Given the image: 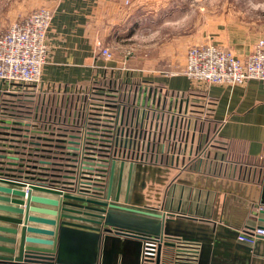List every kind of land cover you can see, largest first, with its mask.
<instances>
[{
    "label": "crops",
    "instance_id": "0c3cea01",
    "mask_svg": "<svg viewBox=\"0 0 264 264\" xmlns=\"http://www.w3.org/2000/svg\"><path fill=\"white\" fill-rule=\"evenodd\" d=\"M160 3V0H0V32L34 8L46 6L52 17L47 33L49 55L41 75L44 83L85 86L96 75L114 74L113 77L122 80L160 83L172 92L191 93V82L184 74L188 40L179 44L175 39L154 48L134 46L137 47L133 50L137 53L134 59L127 56L128 47L122 42V37L139 28L140 25L132 23L140 22L142 17L163 22V17L156 13L163 6ZM145 5L153 6L154 14L141 15L140 8ZM239 28L237 32L222 27L216 33L206 31L204 39L244 59L254 43L264 37V28L258 31ZM101 46L110 48L112 58L100 55ZM176 52L181 54L178 58L170 56ZM205 94L212 105L211 118L220 125L218 135L228 145L206 146L202 153L197 147L188 160L190 151L206 137L199 134L197 143L191 136L185 146L178 145L181 154L175 164L142 163L138 176L132 175L126 205L174 218L172 228L203 233L206 238L203 245L199 244L197 264H264V237L253 242L237 238L245 227L264 226V81L210 84ZM170 104L177 111L186 106L180 101ZM177 143H182V139H177ZM122 160L115 164L112 197L117 191ZM125 161L120 204L128 177L129 161ZM235 162L251 165L237 177L232 174ZM119 240L120 246L112 252V264H136L141 241L128 237Z\"/></svg>",
    "mask_w": 264,
    "mask_h": 264
},
{
    "label": "built area",
    "instance_id": "2783aa9c",
    "mask_svg": "<svg viewBox=\"0 0 264 264\" xmlns=\"http://www.w3.org/2000/svg\"><path fill=\"white\" fill-rule=\"evenodd\" d=\"M51 17V10L48 7L39 6L10 23L0 32V91L33 90L49 93L68 91L86 93L87 98H90L88 94L92 92L91 84L66 86L44 83L41 79L42 69L49 55L47 33ZM99 53L105 59L113 56L108 46H101ZM184 74L191 82L190 94L197 95L204 107L211 108V102L205 94L208 85H238L250 79L264 81V37L254 43L244 59L238 58L228 48L209 41L190 45L185 52ZM109 76L113 77L114 74ZM125 93L132 95L134 101L133 105H129L126 113L122 109L119 114V124L115 128L113 140V159L124 158L135 164H147L144 153L148 147H151L157 153H166L167 162L175 164L181 154L177 150L178 145L185 146L184 143L189 141L191 136L197 143L199 132L197 133L194 125L199 119L208 116V113L203 109L198 114L194 113L186 97L170 92L163 86L128 89ZM160 100L163 106L168 104L166 111L170 115V124L166 125L158 114L153 115L151 112L153 105ZM179 101L185 102L184 110L177 111L169 106L170 102L175 105ZM74 107L83 109V103L76 100ZM179 119L182 120L180 123ZM219 128V124L215 126L214 134L218 135ZM0 131L4 132L1 129ZM177 139H182V143H177ZM207 145L208 141L205 137L195 149L190 151L189 156H191L188 160L192 158L197 147V151H206ZM74 164L69 167L72 172L69 175L72 192L86 196L95 195L94 193L98 191L95 185L99 181V175L95 169L94 172L92 171L94 165L81 158H78ZM258 237H264V226L245 227L237 235L238 240L244 242H253ZM140 241L138 264H156L157 248L163 239L145 237ZM174 243L176 257L173 264L198 263L199 243L185 241L182 238H177Z\"/></svg>",
    "mask_w": 264,
    "mask_h": 264
},
{
    "label": "water",
    "instance_id": "95a60500",
    "mask_svg": "<svg viewBox=\"0 0 264 264\" xmlns=\"http://www.w3.org/2000/svg\"><path fill=\"white\" fill-rule=\"evenodd\" d=\"M116 161L112 159L105 194L91 196L73 193L70 176L39 172L37 178L22 168L5 169L0 165L5 169L0 173V264H112V252L120 246L119 237L140 240L165 236L204 242L206 237L198 230L172 228L174 218L126 205L130 181L132 175L138 176L140 163L129 162L120 204L126 161H119V183L112 197ZM164 243L175 245L170 240ZM160 252L161 244L156 264Z\"/></svg>",
    "mask_w": 264,
    "mask_h": 264
},
{
    "label": "trees",
    "instance_id": "16d2710c",
    "mask_svg": "<svg viewBox=\"0 0 264 264\" xmlns=\"http://www.w3.org/2000/svg\"><path fill=\"white\" fill-rule=\"evenodd\" d=\"M90 84V98H87L86 93L68 91H0V129L4 131H0V154L4 155L0 156V165L5 169L7 166L22 168L28 171L29 176L37 178L40 177L39 172L60 174L66 178L72 173L69 167L74 166L78 158H81L92 163V171L95 169L99 175V181L95 185L98 191L94 194L105 192L119 114L122 109L126 113L134 101L132 95L125 91L147 86L159 88L162 85L146 81L129 82L107 74L96 75ZM173 93L186 97L194 113L198 114L202 109L208 113V116L199 119L196 124L199 134L206 135L207 146L228 145L227 141L214 134L217 123L211 118V108L204 107L195 94L186 91ZM76 100L83 103V109L74 107ZM166 108L167 104L163 106L160 100L153 105L151 112L153 115L158 114L167 125L170 124V115ZM144 159L146 163L168 164L166 153H157L151 147L146 149ZM211 163L214 164L215 161ZM250 165L248 162H235L233 176L241 177L245 167ZM4 168L0 169V173H5ZM155 238L163 239L159 264H173L176 257L175 245L165 244L164 241L174 242L178 237Z\"/></svg>",
    "mask_w": 264,
    "mask_h": 264
},
{
    "label": "rangeland",
    "instance_id": "374dc122",
    "mask_svg": "<svg viewBox=\"0 0 264 264\" xmlns=\"http://www.w3.org/2000/svg\"><path fill=\"white\" fill-rule=\"evenodd\" d=\"M160 2L163 6L156 13L163 17V22L158 18L151 20L148 16L142 17L138 20L140 22L132 23L133 26L140 25L139 28L122 37V42L128 47V57L135 58L137 53L133 50L137 45L154 48L157 44H166L175 39L179 44L185 40L189 41L188 45L205 43L208 42L204 39L206 34L210 30L216 33L219 27L232 32L239 31V26L247 28L248 31L264 28V0H160ZM151 8L153 6L149 5L140 8L141 15H150ZM180 55V52H176L170 56L178 58Z\"/></svg>",
    "mask_w": 264,
    "mask_h": 264
},
{
    "label": "flooded vegetation",
    "instance_id": "af4514ba",
    "mask_svg": "<svg viewBox=\"0 0 264 264\" xmlns=\"http://www.w3.org/2000/svg\"><path fill=\"white\" fill-rule=\"evenodd\" d=\"M104 254L101 253V257H103Z\"/></svg>",
    "mask_w": 264,
    "mask_h": 264
}]
</instances>
